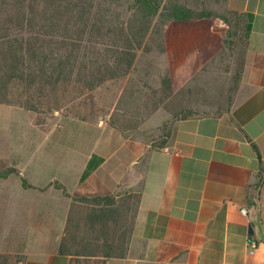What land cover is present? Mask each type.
<instances>
[{
	"label": "crops",
	"instance_id": "obj_1",
	"mask_svg": "<svg viewBox=\"0 0 264 264\" xmlns=\"http://www.w3.org/2000/svg\"><path fill=\"white\" fill-rule=\"evenodd\" d=\"M225 1L246 27L229 110L178 118L157 146L144 130L58 111L44 124L33 112L32 131L0 130V253L71 264L60 244L72 198L60 183L76 197L139 193L127 253L105 264H264V0ZM17 108L30 111L0 103Z\"/></svg>",
	"mask_w": 264,
	"mask_h": 264
},
{
	"label": "trees",
	"instance_id": "obj_2",
	"mask_svg": "<svg viewBox=\"0 0 264 264\" xmlns=\"http://www.w3.org/2000/svg\"><path fill=\"white\" fill-rule=\"evenodd\" d=\"M214 16L181 0H0V103L28 109L44 124L71 99L128 74L156 30V18L166 42L189 43L193 52L204 41L199 29ZM57 186L72 198L60 244L71 264H105L124 256L139 193L76 197ZM77 204L84 205L82 212ZM12 257L0 253V264H10Z\"/></svg>",
	"mask_w": 264,
	"mask_h": 264
},
{
	"label": "rangeland",
	"instance_id": "obj_3",
	"mask_svg": "<svg viewBox=\"0 0 264 264\" xmlns=\"http://www.w3.org/2000/svg\"><path fill=\"white\" fill-rule=\"evenodd\" d=\"M181 2L216 14L199 29L204 39L199 50L191 52L189 43L184 46L173 38L166 42L165 34L157 31L158 17L152 28L156 30L138 51L128 74L71 99L58 112L88 120L106 118L129 133L144 130L156 140L153 145L157 146L166 141L170 125L176 119L229 110L244 63L245 20L230 11L225 0ZM0 115L14 117L1 122L0 130H33L31 111L17 108L11 109V113L0 111ZM132 205L134 208L135 197ZM83 206L77 204L75 208L82 212ZM17 258L12 257L10 264H21Z\"/></svg>",
	"mask_w": 264,
	"mask_h": 264
},
{
	"label": "built area",
	"instance_id": "obj_4",
	"mask_svg": "<svg viewBox=\"0 0 264 264\" xmlns=\"http://www.w3.org/2000/svg\"><path fill=\"white\" fill-rule=\"evenodd\" d=\"M241 211L245 215L248 214V209L246 207H242ZM247 243H248V246L250 248V253L254 254L256 249L259 246L258 240L255 237H253V236H249Z\"/></svg>",
	"mask_w": 264,
	"mask_h": 264
}]
</instances>
